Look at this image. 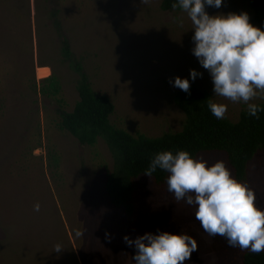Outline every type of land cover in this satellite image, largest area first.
I'll use <instances>...</instances> for the list:
<instances>
[{
	"label": "rangeland",
	"instance_id": "374dc122",
	"mask_svg": "<svg viewBox=\"0 0 264 264\" xmlns=\"http://www.w3.org/2000/svg\"><path fill=\"white\" fill-rule=\"evenodd\" d=\"M159 4L0 0V264H134V249L123 237L148 232H186L196 239L198 251L185 264H241L244 251L204 232L194 209L167 191V180L157 184L140 174L136 218L128 219L105 192L113 166L106 142L99 137L81 145L59 127V110H71L78 99L77 73L61 54L63 39L92 88L113 102L111 122L133 135L181 128L184 114L172 101L177 76L226 104L229 120L247 108L214 96L209 72L192 54L190 19L180 8L164 11ZM206 11L246 12L256 26L246 0H223L221 8ZM193 69L202 77L193 81ZM195 158L223 160L233 176L222 151H200ZM241 182L264 209L263 150L249 161ZM57 244L60 253L54 252Z\"/></svg>",
	"mask_w": 264,
	"mask_h": 264
},
{
	"label": "clouds",
	"instance_id": "9594fccd",
	"mask_svg": "<svg viewBox=\"0 0 264 264\" xmlns=\"http://www.w3.org/2000/svg\"><path fill=\"white\" fill-rule=\"evenodd\" d=\"M222 3L177 0L172 8L179 7L193 25L192 54L209 72L214 96L243 102L249 115L259 119L264 108L251 101L264 100V30L253 26L246 12L209 15L206 11V6L219 9ZM190 76L194 81L202 73L193 69ZM173 86L190 94L188 79L177 76ZM208 108L217 119H224L228 110L226 104L211 100ZM158 168L169 173L167 191L177 203L183 201L194 209L196 221L209 236L219 235L241 251L264 252V209L256 206L254 190L233 178L223 160L209 164L187 151H161L151 158L144 174L152 177ZM39 209L36 204L34 210ZM123 240L134 249V264H185L198 251L196 239L186 232H148L135 239L125 235ZM54 252H62V246L55 245Z\"/></svg>",
	"mask_w": 264,
	"mask_h": 264
},
{
	"label": "trees",
	"instance_id": "16d2710c",
	"mask_svg": "<svg viewBox=\"0 0 264 264\" xmlns=\"http://www.w3.org/2000/svg\"><path fill=\"white\" fill-rule=\"evenodd\" d=\"M246 2L256 27L264 30V0ZM173 3L177 0H160L159 7L164 11L173 10ZM61 54L77 73L78 99L71 110H59V127L81 145H93L99 137L106 142L112 153L113 166L105 175V192L110 204L121 208L128 219H135L137 214L138 176L144 174L156 153L171 151L175 154L183 150L195 158L200 151H222L233 178L241 182L246 179L248 163L254 154L258 150L264 151V111L258 114L259 119L250 116L247 108L239 112L237 120L217 119L208 108L210 94L195 86H190V94L181 89L172 94L173 103L184 114L179 130L164 131L153 137L142 133L133 135L111 122L113 102L109 96L92 88L87 73L81 62L74 58L66 39L62 40ZM256 104L264 108V100ZM168 175L158 168L151 178L161 184ZM241 264H264V252H242Z\"/></svg>",
	"mask_w": 264,
	"mask_h": 264
}]
</instances>
